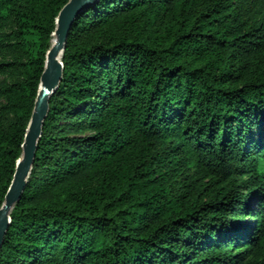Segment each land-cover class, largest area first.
I'll return each mask as SVG.
<instances>
[{
    "label": "trees",
    "instance_id": "obj_1",
    "mask_svg": "<svg viewBox=\"0 0 264 264\" xmlns=\"http://www.w3.org/2000/svg\"><path fill=\"white\" fill-rule=\"evenodd\" d=\"M68 2L0 0V208ZM61 59L0 264H264V0H94Z\"/></svg>",
    "mask_w": 264,
    "mask_h": 264
},
{
    "label": "water",
    "instance_id": "obj_2",
    "mask_svg": "<svg viewBox=\"0 0 264 264\" xmlns=\"http://www.w3.org/2000/svg\"><path fill=\"white\" fill-rule=\"evenodd\" d=\"M94 0H69L57 17V26L51 48L47 52L45 69L40 78L39 93L34 112L29 123L23 144L22 155L17 162L11 186L0 208V249L11 222V211L21 199L30 176L44 122L50 111V98L59 87L63 77L62 56L66 46L69 29L77 14Z\"/></svg>",
    "mask_w": 264,
    "mask_h": 264
},
{
    "label": "bare ground",
    "instance_id": "obj_3",
    "mask_svg": "<svg viewBox=\"0 0 264 264\" xmlns=\"http://www.w3.org/2000/svg\"><path fill=\"white\" fill-rule=\"evenodd\" d=\"M61 56H62V53H60V56L59 57L61 58Z\"/></svg>",
    "mask_w": 264,
    "mask_h": 264
}]
</instances>
